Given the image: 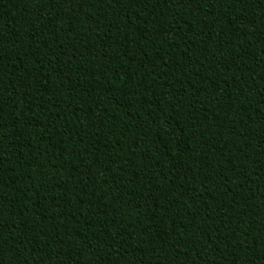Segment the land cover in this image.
Masks as SVG:
<instances>
[{
  "label": "trees",
  "instance_id": "16d2710c",
  "mask_svg": "<svg viewBox=\"0 0 264 264\" xmlns=\"http://www.w3.org/2000/svg\"><path fill=\"white\" fill-rule=\"evenodd\" d=\"M0 264H264V0H0Z\"/></svg>",
  "mask_w": 264,
  "mask_h": 264
}]
</instances>
